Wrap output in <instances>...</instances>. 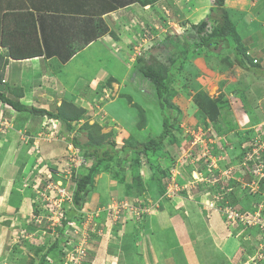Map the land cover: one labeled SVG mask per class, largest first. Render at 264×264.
I'll use <instances>...</instances> for the list:
<instances>
[{
    "label": "rangeland",
    "instance_id": "374dc122",
    "mask_svg": "<svg viewBox=\"0 0 264 264\" xmlns=\"http://www.w3.org/2000/svg\"><path fill=\"white\" fill-rule=\"evenodd\" d=\"M206 2L212 5L210 0ZM225 2L238 43L246 49L252 63L246 62L261 70L250 72L238 67L225 43L210 44L208 49L186 56L166 96L168 104L176 111L171 134L155 153L142 158L145 179L149 180L151 175L149 162L157 169L156 179L164 176L163 197L140 200L126 187V181L120 182L124 172L109 168L105 163L93 174L92 188L80 210L64 226L66 213L72 209L68 199L72 198L75 172L82 163L86 164L81 154L59 135V124L45 117L42 118L45 129L35 124L19 132L16 141L10 142L12 136H7L12 133L11 129L10 134L7 129L0 134L3 139L0 144L10 143L0 148L1 164L8 162V168L0 170V194L5 195L7 201L4 202L10 204L8 216L0 212L4 213L0 214V226L10 233L8 256L5 254L0 264H44L42 261L91 264L93 258L99 262L106 252L126 256L125 248L121 250L120 246L124 243L123 233L129 229L136 231V228L138 234L143 233L155 216L160 224L162 215L158 210L172 206L166 202L169 192L182 198L187 215L190 211L205 215L217 212L229 226L227 229H235L243 248L240 264H264V77L260 76L264 71V0ZM197 4L198 0L156 1L154 7L138 19L145 22L146 28L132 30L137 41L129 42L127 47L139 54L127 55L124 61L128 66L127 78L123 86H114L112 78L103 89L98 86L94 106L80 101L79 95L69 103L70 99L62 97L63 92L57 90L54 92L58 97L52 100L46 91L45 101L51 103L46 109L55 112L61 105L66 113L73 111L72 108L83 110L81 118L71 123V135L80 142H86L91 134L101 142L111 140L120 147L125 140L143 143L159 135V108L148 99L152 87L137 73L136 57L152 55L168 63L182 54L184 47L179 40H197L191 27L200 21L201 16L196 15ZM200 12L205 15L202 8ZM217 14L213 8L207 16L214 20ZM96 61L98 59H94L98 65ZM82 65L79 64L78 69H82ZM138 106L144 111L141 117ZM1 113L7 114L6 110ZM17 120L19 122L20 117ZM85 124L88 128H84ZM17 126L16 123L14 128ZM9 178L14 183L5 189L2 184ZM149 183L151 181L147 185ZM149 188L147 186V191ZM153 192L154 188L149 190L150 194ZM131 207L146 211L136 215ZM173 208L184 209L181 205ZM213 210L217 211L212 213ZM55 241L57 250L50 256L48 249ZM140 241H135L133 251L128 250L139 261L143 260L144 247L150 251L148 242ZM160 252L165 250L160 249Z\"/></svg>",
    "mask_w": 264,
    "mask_h": 264
},
{
    "label": "crops",
    "instance_id": "0c3cea01",
    "mask_svg": "<svg viewBox=\"0 0 264 264\" xmlns=\"http://www.w3.org/2000/svg\"><path fill=\"white\" fill-rule=\"evenodd\" d=\"M156 1L158 0H0V56L7 55L0 92L11 100L35 108H48L47 104L51 103L45 101L46 91H49L47 96L53 100L58 97L54 90L63 92L62 97L70 99L67 101L69 103L79 95L80 101H84L87 106H94L97 104L94 102V95L98 86L103 89V85L111 78L116 87L123 86V82H126L128 66L124 61L130 53L131 56L139 54L132 53L127 47L130 46L129 42L137 41L132 30L137 27H140V31L146 28L145 22L138 19L153 8ZM210 1L212 5L207 4L206 0H198L196 15L201 16L198 23L206 18L213 7V2ZM225 1L224 6L229 10ZM200 8L205 15H202ZM31 25H34L33 34L24 36L25 29H32ZM3 27L9 34V41L16 45L13 50L25 52L30 50L29 47L38 45L41 53L20 59L8 56L9 50L1 44ZM22 32L24 33L21 34ZM25 44L28 45L23 48ZM94 59H98V65H95ZM79 64H83L82 69H78ZM104 104L107 105L108 102ZM81 108L87 110V107ZM4 110L6 116L1 113ZM19 117L21 120L18 122ZM42 118L24 112L17 113L0 101V134L6 129L10 134L11 129L12 133L7 135L12 136L10 142L16 141L19 132L32 128L35 124L45 129V119ZM16 123L18 126L14 128ZM1 139L0 141L3 140ZM9 144L2 142L0 148L3 145L8 147ZM2 160L3 158L0 159V170L7 169L8 162L1 164ZM145 177L147 176L144 175V179ZM10 179L3 182L5 189L14 183ZM152 182L153 180L147 185L150 188L141 198L163 197L161 186ZM153 188L154 192L150 194L149 190ZM172 195L167 194L166 198L168 205L172 204L171 208L164 209L161 205L158 210L162 215L160 224L155 216L143 233L138 234V228L137 232L129 229L123 233L124 243L120 246L121 250L125 248L126 256L106 252L105 257L98 259L99 262L93 258L91 264H240L239 256L243 248L232 225V229H227L229 226L217 212L205 215L190 211V215H187L188 213H184L182 198ZM4 201H7V197L0 194V212H5L8 216L6 212L10 204ZM179 203L184 209L173 208L180 206ZM215 211L217 210L212 213ZM5 230V227L0 226V260L4 259L9 250L7 240L10 233ZM142 239L148 242L150 251L148 247H144L141 253L143 260L139 261L128 250L133 251L135 241L141 242ZM198 247L201 250L198 251ZM160 249L165 252L161 253Z\"/></svg>",
    "mask_w": 264,
    "mask_h": 264
},
{
    "label": "trees",
    "instance_id": "16d2710c",
    "mask_svg": "<svg viewBox=\"0 0 264 264\" xmlns=\"http://www.w3.org/2000/svg\"><path fill=\"white\" fill-rule=\"evenodd\" d=\"M212 2L213 7L210 11L212 12L214 8L218 13V17H214L213 20L207 16V19L202 20L198 24L191 25L192 29L196 32L197 40H194L193 42H182L179 40V43L184 47L182 54L177 55L168 63H164L152 55L147 56L146 58L143 56L136 57L137 73L151 85L152 93L148 99L159 108V114L161 117L160 134L148 138L143 143L137 142L136 140H125L120 147H117L114 141L109 140L101 142V140L97 139L98 137L91 134L86 142H80L79 139L71 135V123L81 118L82 113L84 112L83 110L80 111L77 109L76 111L72 108L73 111L66 113L61 109V105L57 107L55 112L45 108L29 107L20 104L18 101L5 97V95L0 92V101L17 113L24 112L31 116L45 117L48 120L56 121L59 124V135L71 144L72 147L81 154L80 158H82V161L88 164L86 165L82 163L78 169L79 171L75 172V186L71 198L72 209L66 213V220L62 222L64 226L71 222L74 213L80 210L85 196L92 188L93 174L103 167L105 163L109 165V168H116L119 172H124V177L119 178L120 182L125 183L126 181V187L130 189L135 196L138 195L139 199H143L141 196L147 191L146 185L152 179L155 184H159V186L162 185L164 176H157L158 179L155 178V175L158 173H156L157 169L151 162H149V169L151 170L150 179H144V170L142 169L144 165L143 159L144 157H149V155L155 153V150L165 142L171 134L176 111L168 104L166 96L169 93L171 86L176 81V76L180 71L182 62L189 53L193 54L197 53L200 49H208L210 44L217 46L221 43H225L232 51L233 58L238 67L250 72H258L261 70V68L249 65L252 62L246 54V49L238 43L235 25L230 17L229 10L224 6V0H212ZM210 23H213L212 27L210 26ZM209 26L211 28H209ZM31 27L32 29L30 31L29 29H25L26 33L23 34L24 32H22L21 34L24 36L26 34H33L34 25H31ZM8 38L9 34H7V30L3 27L1 44L9 50L8 56L10 55L13 58L20 59L28 58L30 56L32 57L34 56L33 54L41 53V49L38 45L35 47H29L30 50H26L25 52H21L22 50L17 49L13 50L12 48L16 45L9 41ZM27 45L28 44L23 45V48H26ZM6 57L7 55L5 57L0 56V85L2 71L7 64ZM247 60H249V64L246 62ZM261 73L260 76L264 77V71H261ZM132 80L134 81L135 79L133 78ZM134 83L136 84V82ZM143 113L144 111L138 106V116L141 117ZM84 128H88V126L85 124ZM127 168L130 169L126 172L124 169ZM18 171H22L21 167H19ZM55 250H57L56 241L52 243L48 249V254L51 256ZM42 259H45V257H42ZM42 262L44 264H49L47 261Z\"/></svg>",
    "mask_w": 264,
    "mask_h": 264
},
{
    "label": "built area",
    "instance_id": "2783aa9c",
    "mask_svg": "<svg viewBox=\"0 0 264 264\" xmlns=\"http://www.w3.org/2000/svg\"><path fill=\"white\" fill-rule=\"evenodd\" d=\"M173 175V174H172ZM171 178H172V176H171ZM174 178H172L171 180L172 181H174L173 180ZM176 187V186H175ZM171 192H169V194H170ZM68 201H69V203L71 204V199H68ZM126 207H128V206H126ZM210 208H212L213 209V205L210 207ZM134 214H136V215H139L140 213H144V211H146L145 209H141V208H134V207H131V208H129ZM138 211V212H137ZM228 216V215H227ZM229 217V216H228ZM234 217H236L237 218V216H234Z\"/></svg>",
    "mask_w": 264,
    "mask_h": 264
},
{
    "label": "clouds",
    "instance_id": "9594fccd",
    "mask_svg": "<svg viewBox=\"0 0 264 264\" xmlns=\"http://www.w3.org/2000/svg\"><path fill=\"white\" fill-rule=\"evenodd\" d=\"M141 200V199H140ZM143 203H145V202H143ZM243 219V218H242Z\"/></svg>",
    "mask_w": 264,
    "mask_h": 264
}]
</instances>
